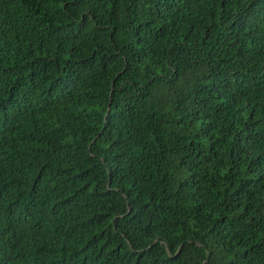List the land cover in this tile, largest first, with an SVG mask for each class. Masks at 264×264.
Instances as JSON below:
<instances>
[{
  "label": "trees",
  "instance_id": "trees-1",
  "mask_svg": "<svg viewBox=\"0 0 264 264\" xmlns=\"http://www.w3.org/2000/svg\"><path fill=\"white\" fill-rule=\"evenodd\" d=\"M0 264H264V0H0Z\"/></svg>",
  "mask_w": 264,
  "mask_h": 264
}]
</instances>
